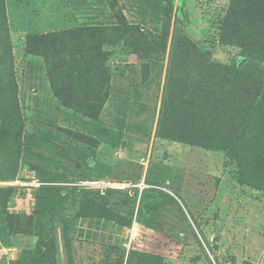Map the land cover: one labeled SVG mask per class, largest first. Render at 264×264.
Here are the masks:
<instances>
[{
  "label": "rangeland",
  "instance_id": "1",
  "mask_svg": "<svg viewBox=\"0 0 264 264\" xmlns=\"http://www.w3.org/2000/svg\"><path fill=\"white\" fill-rule=\"evenodd\" d=\"M228 3L175 0L176 17L166 18L158 0H4L24 120L17 172L0 179V186L13 188L8 212L35 216L38 187L55 183L99 192L112 209L141 225L118 230L87 221L72 242V264H114L117 249L110 246L156 252L164 264H264V192L239 178L222 152L155 136L174 28L209 51L212 63L224 64L235 52L218 39ZM115 11L141 31L140 40L132 29L103 46L109 96L99 117L90 119L53 95L44 61L27 52L26 37L111 28L121 24ZM61 207L73 211L69 200ZM28 229L7 240L0 235V264L35 246L36 222ZM55 232L57 264H69L59 224Z\"/></svg>",
  "mask_w": 264,
  "mask_h": 264
},
{
  "label": "trees",
  "instance_id": "2",
  "mask_svg": "<svg viewBox=\"0 0 264 264\" xmlns=\"http://www.w3.org/2000/svg\"><path fill=\"white\" fill-rule=\"evenodd\" d=\"M158 1L166 18L175 16V0ZM115 14L121 24L111 28L74 27L26 37L27 52L44 61L53 95L64 107L90 119L99 117L109 96L108 54L103 46L132 29L138 34L136 41L140 40L141 31L128 25L119 11ZM176 15H181L180 9ZM218 39L235 50L224 64L212 63L209 51L174 28L155 136L222 152L236 165L239 178L264 192V0H229ZM17 93L4 0H0V179L14 178L24 150ZM75 136L94 142L79 133ZM12 191L0 186V235L7 240L10 233L30 232L28 227L36 222L37 241L10 264H57V224L72 264V242L84 232V223L94 221L102 227L111 223L118 230L132 223L112 209L101 193L55 183L38 187L35 216L13 214L7 210ZM67 200L70 213L61 207ZM109 249H117L114 264H163L158 254L122 246ZM242 264L255 263L244 260Z\"/></svg>",
  "mask_w": 264,
  "mask_h": 264
},
{
  "label": "crops",
  "instance_id": "3",
  "mask_svg": "<svg viewBox=\"0 0 264 264\" xmlns=\"http://www.w3.org/2000/svg\"><path fill=\"white\" fill-rule=\"evenodd\" d=\"M137 226H141V225H140L139 222H137L135 219H133V221H132V223H131V227H132V229H133L134 227H137ZM136 250H141V249H136ZM141 251H142V250H141ZM146 252H150V253H153V254H158V253H156V252H151V251H146ZM158 255H160V254H158ZM161 256L163 257V264H164L165 261H166V259L164 258L163 255H161Z\"/></svg>",
  "mask_w": 264,
  "mask_h": 264
}]
</instances>
